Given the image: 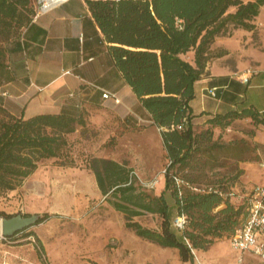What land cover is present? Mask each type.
Instances as JSON below:
<instances>
[{"label":"trees","instance_id":"1","mask_svg":"<svg viewBox=\"0 0 264 264\" xmlns=\"http://www.w3.org/2000/svg\"><path fill=\"white\" fill-rule=\"evenodd\" d=\"M85 2L109 44L115 64L150 112L153 123L160 128L170 159L165 170V191L153 196L139 190L134 175L115 159L94 156L89 167L103 195L125 214L128 228L163 247L178 248L181 259L194 264L192 248L206 249L216 239L226 234L231 236L246 215L244 205L237 207L232 203V191L215 184L201 187L197 178L179 174L193 167L200 156L214 157V149L223 147L213 140L210 127L201 133L194 130L196 114L192 100L196 97L195 85L209 74L210 58L226 52L212 51L216 37L231 35L237 28L255 30L264 0ZM31 14H36L31 0H0V81L9 77L7 43L32 22ZM188 54H191L190 58L186 57ZM0 111L4 115L0 119V192L22 185L44 159L69 158L68 136L78 126L85 125L84 114L42 113L25 119L14 116L1 105ZM248 117L264 124L260 110L253 105L217 113L209 117L208 122L224 127L236 119ZM179 124L182 128L177 127ZM71 163L65 161L63 164ZM175 176L184 180L182 195H179ZM172 187L177 196L176 215L185 212L188 219L184 231L174 227L176 215H172L165 196ZM147 212L160 214L159 229L144 226L134 219ZM0 216L11 217L13 214L0 211ZM50 216L43 214L36 224ZM27 234L35 235L34 231ZM38 242L42 251L44 246L40 238Z\"/></svg>","mask_w":264,"mask_h":264},{"label":"rangeland","instance_id":"2","mask_svg":"<svg viewBox=\"0 0 264 264\" xmlns=\"http://www.w3.org/2000/svg\"><path fill=\"white\" fill-rule=\"evenodd\" d=\"M31 5L34 13L41 9L40 0H31ZM256 25L255 30L248 32L247 48L253 67H264V5ZM186 57L190 58L191 54ZM252 93L248 92L249 98ZM114 106L109 104L105 108L115 113ZM137 110L141 112V109ZM113 115L109 120L99 116L97 121H92L85 113V125L78 126L68 136L69 158L44 159L22 185L0 192V211L13 215H51L11 237L0 232V264L185 263L178 248L163 247L128 228L125 214L103 195L89 167L94 156L112 158L126 165L139 190L152 196L165 191V170L170 159L160 128L147 121L138 124L135 120L127 125L119 115ZM3 117L0 111V119ZM208 119V116L197 114L193 119L195 132L201 133L210 127L213 140L223 147L214 149V157L200 156L193 167L179 174L197 178L201 187L215 184L232 191V203L241 205L239 195L248 174L255 177V181L264 183V124L248 117L222 127L212 126ZM65 161L72 163L63 164ZM165 196L174 216L178 205L173 187L165 192ZM134 219L154 229H159L162 223L160 214L153 212ZM31 231L35 235L27 234ZM38 238L44 246L42 251L38 247ZM229 238L226 234L214 243L229 242ZM195 250L194 263L198 264L199 249Z\"/></svg>","mask_w":264,"mask_h":264},{"label":"crops","instance_id":"3","mask_svg":"<svg viewBox=\"0 0 264 264\" xmlns=\"http://www.w3.org/2000/svg\"><path fill=\"white\" fill-rule=\"evenodd\" d=\"M248 32L237 28L231 35L216 37L212 51L226 52L210 58L209 74L196 83L194 114L211 117L253 105L264 117V67L256 66L248 83L239 79L241 73L253 67L247 48ZM7 48L9 77L0 81V105L14 116L26 119L42 113H86L90 120L97 121L99 116L109 120L115 114L127 125L135 120L138 124L153 123L150 112L115 64L85 0H66L34 16L21 34L7 43ZM212 87H217L216 96L209 94ZM104 91L117 92L121 103L104 98ZM248 92H253L251 98ZM109 104L115 105V113L106 110ZM254 178L248 174L243 179L240 204L255 185H264ZM198 251V264H263L252 251L234 249L230 238L229 242L217 241L210 249Z\"/></svg>","mask_w":264,"mask_h":264},{"label":"built area","instance_id":"4","mask_svg":"<svg viewBox=\"0 0 264 264\" xmlns=\"http://www.w3.org/2000/svg\"><path fill=\"white\" fill-rule=\"evenodd\" d=\"M66 0H60L55 3H49L46 0H40L41 9L36 12L35 17L51 8L52 6L59 4ZM257 70L255 67H250L246 73H241L239 75V79L248 83L250 81V77ZM217 87H212L209 89V94L211 96L217 95ZM104 98H112L115 104L121 103V97L117 92L104 91ZM175 127V125H173ZM178 128H182V125H177ZM176 184L178 185L179 195H182L183 190L181 185L184 183V180L175 176ZM244 205V210L246 211V215L235 229V231L230 236L232 247L238 251H252L254 254L259 256L262 263L264 264V185L257 184L255 187L244 196V201L242 203ZM188 224V219L185 212L178 213L174 220L173 225L179 231H184ZM186 241L191 246V243L187 237H185ZM193 253L195 254V249L192 248ZM201 264H211V263H201Z\"/></svg>","mask_w":264,"mask_h":264},{"label":"water","instance_id":"5","mask_svg":"<svg viewBox=\"0 0 264 264\" xmlns=\"http://www.w3.org/2000/svg\"><path fill=\"white\" fill-rule=\"evenodd\" d=\"M41 217L42 215L39 213H34L30 215L18 213L11 217H2L0 222V232L6 237H11L15 235L18 231L35 225Z\"/></svg>","mask_w":264,"mask_h":264},{"label":"bare ground","instance_id":"6","mask_svg":"<svg viewBox=\"0 0 264 264\" xmlns=\"http://www.w3.org/2000/svg\"><path fill=\"white\" fill-rule=\"evenodd\" d=\"M46 1L49 2V3H55V2H58L60 0H46Z\"/></svg>","mask_w":264,"mask_h":264}]
</instances>
